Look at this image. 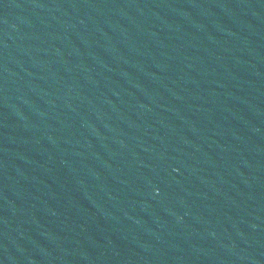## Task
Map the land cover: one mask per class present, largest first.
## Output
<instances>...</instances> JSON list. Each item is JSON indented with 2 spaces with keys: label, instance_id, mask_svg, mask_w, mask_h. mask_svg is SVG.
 Instances as JSON below:
<instances>
[{
  "label": "water",
  "instance_id": "1",
  "mask_svg": "<svg viewBox=\"0 0 264 264\" xmlns=\"http://www.w3.org/2000/svg\"><path fill=\"white\" fill-rule=\"evenodd\" d=\"M0 264H264V211L135 80L0 0Z\"/></svg>",
  "mask_w": 264,
  "mask_h": 264
}]
</instances>
